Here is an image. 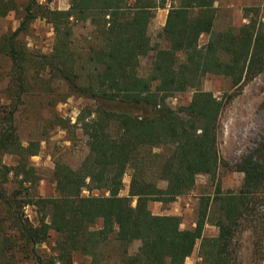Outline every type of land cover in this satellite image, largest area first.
Listing matches in <instances>:
<instances>
[{"label":"trees","instance_id":"obj_1","mask_svg":"<svg viewBox=\"0 0 264 264\" xmlns=\"http://www.w3.org/2000/svg\"><path fill=\"white\" fill-rule=\"evenodd\" d=\"M215 1L69 0L63 11L50 10L49 0L21 5L17 28L0 37V57L8 62L0 91V264L11 257L7 251L25 252L36 264H72L73 253L94 258L111 242L120 252L109 264H183L196 242L201 264H233L236 229L264 228V138L236 163L235 171L242 174L238 188L215 199V237L202 235L207 200L192 229H180L177 216L154 215L147 207L151 201H174L192 189L197 175L216 172L220 102L199 88L202 76L227 77L234 88L264 71L261 29L247 23L235 32L214 33ZM167 2L159 35L163 46L153 47L147 26L153 11ZM17 10L15 0H0V18ZM37 17L53 32L46 55L29 51L21 39ZM78 23L91 29L80 62L72 43ZM201 35L207 40L199 46ZM151 51L147 74L138 76L139 59ZM43 78H48L44 86L55 80L93 103V109L76 120L86 138L87 155L75 170L53 163L56 196L50 198L35 194L37 178L28 161L38 145L23 146L15 122L24 98L37 89L36 79ZM187 89L192 90L187 105H163L169 94ZM161 149L166 155L159 156ZM6 157L13 161L6 163ZM127 170L128 196L122 197ZM158 181L165 182L164 188ZM82 191L89 194L83 196ZM18 196L22 204L36 208L35 225L18 212ZM97 222L98 228L92 229ZM50 233L55 235V257L44 261L35 248ZM132 241L139 246L128 255ZM257 255L264 262V244Z\"/></svg>","mask_w":264,"mask_h":264},{"label":"rangeland","instance_id":"obj_2","mask_svg":"<svg viewBox=\"0 0 264 264\" xmlns=\"http://www.w3.org/2000/svg\"><path fill=\"white\" fill-rule=\"evenodd\" d=\"M27 0H15L18 10L11 11L0 18V37L13 32L19 22V10ZM263 0H217L214 4V19L212 31L214 33L224 30L233 32L242 25L253 23L255 28L261 29L264 34ZM39 4L45 3L38 0ZM69 0H49L46 3L50 10L63 11L68 8ZM156 9L147 26V36L151 46L161 45L160 32L164 25L167 11ZM91 37V29L87 24L78 23L73 27L72 43L79 54L78 62L83 58L86 46ZM25 47L34 53L49 54L53 45V32L50 25L42 18H35L29 25L28 32L21 37ZM207 40V35H201L197 44L201 46ZM153 51L139 59L135 72L138 76H145L149 70ZM8 62L0 57V91L5 85V75ZM36 79L35 88L21 105L16 115L17 135L20 143L26 146L29 142L37 143L38 152L29 158V165L37 178L35 194L42 198L55 197L56 192L52 181L53 163L59 162L72 170L77 169L87 155L86 138L79 125L76 124L78 116L84 115L93 109L92 101L71 93L66 87L55 80L47 82ZM40 86V87H39ZM41 86L43 88H41ZM202 91L212 94L220 102L217 116L216 151L218 165L214 176L197 175L192 189L185 195L177 197L169 203L151 201L147 207L154 215H169L179 218L180 229H192L198 212L207 200L206 216L202 235L215 237L217 228L214 220L217 217L215 199L218 195H225L238 188L242 174L235 171V165L241 157L250 153L264 138V71L254 78L231 87L230 80L221 75L205 74L199 84ZM192 90L169 94L165 97L163 105L169 109H179L188 104ZM157 152V150H156ZM159 156L166 155L167 150H158ZM11 163L13 158H4ZM130 171L122 176V188L119 196L127 197ZM12 186V184H11ZM157 186L164 188L165 182L158 181ZM9 188V186H8ZM13 189V186L11 187ZM94 192H92L93 194ZM83 196L88 195L82 191ZM23 198L18 196L15 205L22 217L32 225L36 224L39 216L33 205L22 204ZM134 201L131 200V206ZM4 210L0 211V216ZM99 222L92 226L96 229ZM55 235L50 236L37 245L35 252L42 260L50 261L55 257ZM264 244V228L255 226L247 228L240 226L233 234L231 249L234 253L233 264H264L258 258L257 252ZM139 246V241H132L127 247V254L133 255ZM7 251L11 257L7 264H36L23 253ZM120 250L113 242L102 246L96 256L89 257L79 252L72 254V264H109L116 260ZM58 264V262H56ZM183 264H201L198 257V242L193 252L185 258Z\"/></svg>","mask_w":264,"mask_h":264},{"label":"crops","instance_id":"obj_3","mask_svg":"<svg viewBox=\"0 0 264 264\" xmlns=\"http://www.w3.org/2000/svg\"><path fill=\"white\" fill-rule=\"evenodd\" d=\"M216 1H217V0H216ZM216 1L214 2V4L216 3ZM262 3H263V2H262ZM213 6H214V5H213ZM168 7H169V3L167 2L166 5H165V7H164V8H166L165 11H167ZM164 8H158V9H164ZM165 13H167V12H165Z\"/></svg>","mask_w":264,"mask_h":264}]
</instances>
